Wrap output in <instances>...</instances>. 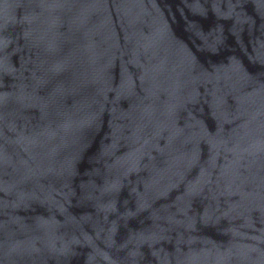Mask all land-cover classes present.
<instances>
[{"label": "water", "instance_id": "obj_1", "mask_svg": "<svg viewBox=\"0 0 264 264\" xmlns=\"http://www.w3.org/2000/svg\"><path fill=\"white\" fill-rule=\"evenodd\" d=\"M0 264H264V0H0Z\"/></svg>", "mask_w": 264, "mask_h": 264}]
</instances>
